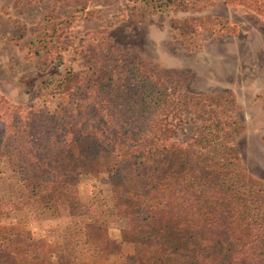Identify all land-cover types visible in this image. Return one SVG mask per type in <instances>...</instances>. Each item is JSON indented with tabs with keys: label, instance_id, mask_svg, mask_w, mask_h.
<instances>
[{
	"label": "trees",
	"instance_id": "trees-1",
	"mask_svg": "<svg viewBox=\"0 0 264 264\" xmlns=\"http://www.w3.org/2000/svg\"><path fill=\"white\" fill-rule=\"evenodd\" d=\"M212 2L126 0L123 12L188 13ZM172 26L183 36L212 28L193 18ZM105 33L92 41L87 71L57 72L29 103L0 98V158L21 185L17 202L0 192V219L31 201L53 214L91 215L81 178L105 174L120 241L132 247L123 264H264V182L246 171L234 147L245 130L235 95L182 91L184 77L104 44ZM57 51L44 57L42 71L63 65ZM188 131L185 145L166 144ZM83 232L96 261L107 260L105 217L96 214ZM37 261L79 264L42 255L21 232H0V264Z\"/></svg>",
	"mask_w": 264,
	"mask_h": 264
},
{
	"label": "rangeland",
	"instance_id": "rangeland-1",
	"mask_svg": "<svg viewBox=\"0 0 264 264\" xmlns=\"http://www.w3.org/2000/svg\"><path fill=\"white\" fill-rule=\"evenodd\" d=\"M212 1L200 11L154 14L124 13L126 0H0V98L11 105L29 103L57 72L87 71L94 64L92 41L103 30L104 44L139 53L159 69L184 77L182 91L233 93L241 108L238 119L245 125L234 147L246 171L264 182V0ZM192 18L212 28L183 36L172 26ZM82 41L87 49L82 50ZM57 50L63 65L42 71L44 57L53 58ZM190 135L181 133L166 144L185 145ZM20 189L7 160L0 158L2 197L17 202ZM79 192L93 214L75 217L65 209L53 214L31 201L3 216L0 232H21L44 256L62 255L79 264H123L132 247L120 241L121 223L112 215L107 175L83 176ZM96 214L105 217L112 238L111 255L104 261H96L84 238L83 225Z\"/></svg>",
	"mask_w": 264,
	"mask_h": 264
}]
</instances>
